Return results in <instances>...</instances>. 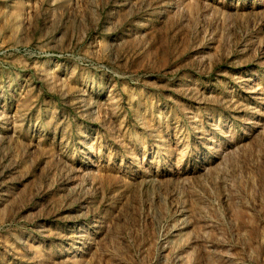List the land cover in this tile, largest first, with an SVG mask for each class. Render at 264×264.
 Instances as JSON below:
<instances>
[{
    "label": "rangeland",
    "instance_id": "rangeland-1",
    "mask_svg": "<svg viewBox=\"0 0 264 264\" xmlns=\"http://www.w3.org/2000/svg\"><path fill=\"white\" fill-rule=\"evenodd\" d=\"M0 264H264V0H0Z\"/></svg>",
    "mask_w": 264,
    "mask_h": 264
}]
</instances>
